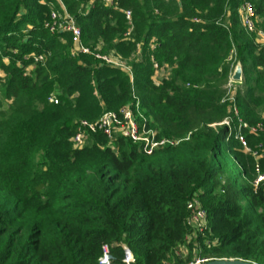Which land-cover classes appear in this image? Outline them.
Returning <instances> with one entry per match:
<instances>
[{
	"label": "trees",
	"instance_id": "1",
	"mask_svg": "<svg viewBox=\"0 0 264 264\" xmlns=\"http://www.w3.org/2000/svg\"><path fill=\"white\" fill-rule=\"evenodd\" d=\"M244 1L120 0L115 9L100 0H0L2 98L12 102L0 101V264H98L105 245L121 259L122 243L136 264H164L169 253L176 264L197 256L264 264V182L255 185L264 157L237 139L238 119L264 122V46L243 25ZM251 1L264 31V0ZM61 3L85 47L96 53L102 43L131 71L74 57L71 34L45 28ZM39 55L45 61L34 64ZM153 59L171 68L159 86ZM239 65L243 87L232 103L226 85ZM137 102L159 139L182 142L148 155L122 136L111 148L98 132L74 149L80 121ZM229 118L231 126L211 127ZM245 134L264 152V131ZM196 198L209 229L187 243Z\"/></svg>",
	"mask_w": 264,
	"mask_h": 264
},
{
	"label": "built area",
	"instance_id": "2",
	"mask_svg": "<svg viewBox=\"0 0 264 264\" xmlns=\"http://www.w3.org/2000/svg\"><path fill=\"white\" fill-rule=\"evenodd\" d=\"M106 7L119 8L120 0H100ZM63 12L53 9L50 14V19L46 22L45 28H47L52 34L56 33H69L73 38L74 43V57H79L81 54H93L95 58L101 61L102 65H106L113 68L122 69L130 72L131 68L127 60L116 52L109 54H102L96 51L92 53L89 48L85 47L82 40L81 28L77 25L75 19L69 15L65 6L61 3ZM126 19L132 23L133 13L130 10L124 11ZM156 15L159 14L157 10ZM241 18L243 25L248 33L254 34L258 43L264 40V31L258 28L260 19L257 16L255 6L251 0H245L240 8ZM138 54H140L141 45L138 46ZM45 56L39 55L34 57V64L43 63ZM155 75L160 72L162 68L157 61L153 59ZM233 74V73H232ZM231 74V76H232ZM236 75V73H235ZM7 78V74L0 70V80L4 81ZM231 78V77H230ZM154 79V77H153ZM235 79V76H234ZM231 80V79H229ZM155 82V81H154ZM232 82V81H231ZM230 82V83H231ZM157 86L161 84L155 83ZM228 95V94H227ZM236 95V94H235ZM235 95L230 98L229 101L235 102ZM50 103L58 105L60 99L58 94L54 93L49 97ZM233 111L236 116H239V112L236 107H233ZM232 120L225 119L222 123L213 124L211 127L217 126H231ZM245 131L251 135L258 136L264 131V123L260 122L257 125H250L242 119H238V133L237 139L241 143V146L245 153L252 155L257 161L264 157L263 146L253 149L249 145ZM98 132L104 133L110 140L109 146L116 143L119 137H126L136 145H142L145 153L152 154L155 150L165 149L167 147L176 146L182 142L179 139L164 138L159 139V132L156 129L149 128L147 120L142 114L140 103L123 107L119 112L105 113L97 121L82 120L78 123L77 132L72 138V144L74 149H84L90 146L91 136ZM185 140H188L185 139ZM92 142V141H91ZM256 173L258 175L255 180V185L258 186L264 182V173L261 171L259 163L256 165ZM189 216L186 221V225L189 228L190 233L186 236V242L191 243L198 235H207L209 229L208 213L203 208L199 199H193L187 205ZM211 242L209 241V245ZM187 245V244H186ZM186 245L177 249L176 253L179 257L187 254ZM122 249L123 256L120 259L117 257L112 248L109 245L103 246V252L98 260V264H136V257L133 249L126 243L118 245ZM213 258L197 256L186 264H206Z\"/></svg>",
	"mask_w": 264,
	"mask_h": 264
},
{
	"label": "rangeland",
	"instance_id": "3",
	"mask_svg": "<svg viewBox=\"0 0 264 264\" xmlns=\"http://www.w3.org/2000/svg\"><path fill=\"white\" fill-rule=\"evenodd\" d=\"M260 44H262L263 46H264V40H262V42L260 43ZM103 44L101 43V44H99V46L97 47V51L99 52V53H102V51H103ZM139 51V50H138ZM111 52H114V51H110L109 53H111ZM109 53H105V54H109ZM102 54H104V53H102ZM134 58V57H133ZM136 58H140V54H138V52H137V54H136ZM6 62H8L7 60H6ZM129 63V62H128ZM162 68V67H161ZM32 68H27V73L31 70ZM239 69H241L242 70V67L239 65V66H237L236 68H235V70L233 71V74H232V76H230L231 78V80H229V82H228V84L226 85V88H227V90H228V97H230V98H232L236 93H237V91H239L240 89H242V87H243V84H242V81H243V74H242V77L240 78V79H234V76H235V73H237V71L239 70ZM1 70V69H0ZM170 71H171V68H162V70L160 71V72H158V73H156V75H154V81H155V83H157V84H161L162 82H163V80L164 79H166L168 76H169V74H170ZM6 81H7V78L4 80V81H1L0 80V101H3V98H2V85L1 84H4V83H6ZM232 81V82H231ZM231 82V83H230ZM55 93V92H54ZM53 93V94H54ZM50 102V101H49ZM12 104V102H7V101H3V107H4V109H7L10 105ZM262 112H263V110H262ZM262 115H263V119H264V112L262 113ZM264 123V122H263ZM90 145L92 144V142L90 141V143H89ZM113 148H115V145H113L112 146ZM174 251V250H173ZM177 255V254H176ZM164 264H176V260L174 259V255H172V254H167L166 255V257H165V262H164Z\"/></svg>",
	"mask_w": 264,
	"mask_h": 264
},
{
	"label": "water",
	"instance_id": "4",
	"mask_svg": "<svg viewBox=\"0 0 264 264\" xmlns=\"http://www.w3.org/2000/svg\"><path fill=\"white\" fill-rule=\"evenodd\" d=\"M242 70L239 69L235 75V79H240L242 77ZM206 264H256L254 262H250V261H245L242 259H215L212 260Z\"/></svg>",
	"mask_w": 264,
	"mask_h": 264
}]
</instances>
